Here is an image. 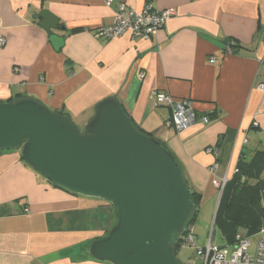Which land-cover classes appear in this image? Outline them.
Segmentation results:
<instances>
[{"label":"crops","instance_id":"1","mask_svg":"<svg viewBox=\"0 0 264 264\" xmlns=\"http://www.w3.org/2000/svg\"><path fill=\"white\" fill-rule=\"evenodd\" d=\"M125 2L141 10L149 0ZM151 4L175 11L155 36L108 40L99 28L112 23L114 5L103 0H0V102L32 99L81 127L95 105L113 97L135 126L167 148L200 197L198 207H213L220 199L213 182L230 180L243 154L250 162L264 151V91L258 89L264 83V0ZM43 10L65 30L39 27L33 16ZM52 34L63 38L58 52ZM230 41L231 54L225 52ZM156 91L189 100L195 124L182 132L168 127L170 110L154 106ZM205 116L209 122L202 124ZM116 218L112 204L52 186L19 151L0 153V264H110L90 257L88 247Z\"/></svg>","mask_w":264,"mask_h":264},{"label":"water","instance_id":"2","mask_svg":"<svg viewBox=\"0 0 264 264\" xmlns=\"http://www.w3.org/2000/svg\"><path fill=\"white\" fill-rule=\"evenodd\" d=\"M33 18L47 33L65 30L47 10ZM49 42L56 52L64 44L55 34ZM5 151H19L52 186L115 207L114 226L88 247L93 259L180 264L173 247L196 214L191 190L172 155L135 129L115 98L99 102L82 131L68 115L32 99L0 102V153Z\"/></svg>","mask_w":264,"mask_h":264},{"label":"built area","instance_id":"3","mask_svg":"<svg viewBox=\"0 0 264 264\" xmlns=\"http://www.w3.org/2000/svg\"><path fill=\"white\" fill-rule=\"evenodd\" d=\"M151 2L152 0H149L143 9L136 10L130 8L125 0H103L106 7L111 8L114 5L112 9L113 21L110 25L99 28L100 35L108 40L118 39L126 34L130 35L132 39H151L175 14L174 9H154ZM4 44V38L0 37V47ZM234 48L235 43L230 41L225 46V52L231 54ZM209 62L214 63V59L210 58ZM258 89L264 91V83L259 84ZM151 98L155 107H165L170 110L167 126L176 132H182L195 124L196 113L189 100H175L170 95L158 91L152 93ZM199 120L202 124L209 122V118L206 116L200 117ZM256 126L257 123H253V127ZM246 143L245 140L244 144ZM206 151L207 153H217L216 148H208ZM216 167L217 165H214V168ZM226 182V177L213 182L220 194ZM177 243L179 247L193 249L195 261H199L200 264H264V229L258 233L253 253L250 252V240L241 234L235 235L232 251L212 246L211 238L206 245L198 246L192 226L185 229Z\"/></svg>","mask_w":264,"mask_h":264},{"label":"trees","instance_id":"4","mask_svg":"<svg viewBox=\"0 0 264 264\" xmlns=\"http://www.w3.org/2000/svg\"><path fill=\"white\" fill-rule=\"evenodd\" d=\"M134 127L139 132L143 134L146 133L139 127L135 125ZM145 135L152 137L148 133ZM243 158L244 154L239 160L232 178L226 182L220 194L217 210L231 211L237 207L246 210L242 215H235L231 219L229 225H241L246 229L247 235L252 236L259 233V231L264 228V181L260 179V174L264 169V151H261L256 157L254 155L250 162H246ZM191 193L197 213L200 197L192 191ZM235 235L237 234H234L233 237L229 239L231 243H233ZM177 247H179L178 243L174 245L173 250L175 251Z\"/></svg>","mask_w":264,"mask_h":264},{"label":"rangeland","instance_id":"5","mask_svg":"<svg viewBox=\"0 0 264 264\" xmlns=\"http://www.w3.org/2000/svg\"><path fill=\"white\" fill-rule=\"evenodd\" d=\"M84 126L85 125L79 127L81 131L84 129ZM217 208V203H215L213 207H210V205H203L198 207L194 221L191 223L194 234L196 235V244L204 246L211 238L212 246L218 248H227L229 251H232L233 243H231L229 239L232 238L234 234H241L242 236L247 237L250 240V252L253 253L254 245L258 238V233L252 236H248L246 229L241 225H229L231 219L235 215H242L246 210L237 207L231 211H224L217 210ZM194 254L195 253L193 249L185 247H177L174 251L175 258L180 264H190L193 262L195 264H200L199 261H195Z\"/></svg>","mask_w":264,"mask_h":264}]
</instances>
